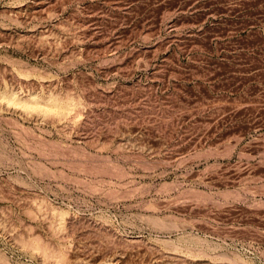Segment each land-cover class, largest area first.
<instances>
[{
    "label": "rangeland",
    "instance_id": "obj_1",
    "mask_svg": "<svg viewBox=\"0 0 264 264\" xmlns=\"http://www.w3.org/2000/svg\"><path fill=\"white\" fill-rule=\"evenodd\" d=\"M0 264H264V0H0Z\"/></svg>",
    "mask_w": 264,
    "mask_h": 264
}]
</instances>
